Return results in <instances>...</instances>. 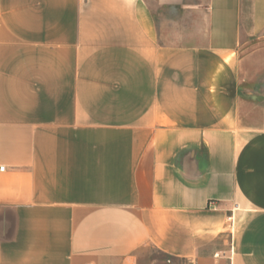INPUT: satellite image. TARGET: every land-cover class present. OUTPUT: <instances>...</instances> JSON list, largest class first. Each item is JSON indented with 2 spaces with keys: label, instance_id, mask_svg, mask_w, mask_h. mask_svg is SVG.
<instances>
[{
  "label": "crops",
  "instance_id": "crops-1",
  "mask_svg": "<svg viewBox=\"0 0 264 264\" xmlns=\"http://www.w3.org/2000/svg\"><path fill=\"white\" fill-rule=\"evenodd\" d=\"M261 41L264 0H0V264H264Z\"/></svg>",
  "mask_w": 264,
  "mask_h": 264
},
{
  "label": "rangeland",
  "instance_id": "rangeland-1",
  "mask_svg": "<svg viewBox=\"0 0 264 264\" xmlns=\"http://www.w3.org/2000/svg\"><path fill=\"white\" fill-rule=\"evenodd\" d=\"M260 44H264V41H261ZM142 264H163L162 256L156 250H150L147 252Z\"/></svg>",
  "mask_w": 264,
  "mask_h": 264
},
{
  "label": "built area",
  "instance_id": "built-area-1",
  "mask_svg": "<svg viewBox=\"0 0 264 264\" xmlns=\"http://www.w3.org/2000/svg\"><path fill=\"white\" fill-rule=\"evenodd\" d=\"M4 169H5V166H1V167H0V170H1V171L4 170ZM223 255H225V254H223ZM232 255H233V250H230V255H229V258H230V259H232ZM214 257H215L216 259H219V258L222 257V255H221L220 253H216V254H214ZM213 264H218V263H213Z\"/></svg>",
  "mask_w": 264,
  "mask_h": 264
}]
</instances>
